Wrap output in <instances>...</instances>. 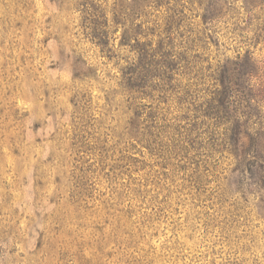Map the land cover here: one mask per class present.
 <instances>
[{"label":"rangeland","instance_id":"374dc122","mask_svg":"<svg viewBox=\"0 0 264 264\" xmlns=\"http://www.w3.org/2000/svg\"><path fill=\"white\" fill-rule=\"evenodd\" d=\"M144 10L0 0V264H264V177L244 171L197 110L238 52L264 64L248 28L259 9L162 0ZM135 22L153 46L167 34L146 27L173 24V49L187 55L161 102L155 91L135 98L122 76L137 56L123 44ZM235 24L240 36L225 28ZM139 101L161 114L137 115Z\"/></svg>","mask_w":264,"mask_h":264},{"label":"trees","instance_id":"16d2710c","mask_svg":"<svg viewBox=\"0 0 264 264\" xmlns=\"http://www.w3.org/2000/svg\"><path fill=\"white\" fill-rule=\"evenodd\" d=\"M132 1L136 7L135 16H146L144 9L148 5L156 7L162 0ZM241 2L242 8L251 15L259 9V18L255 17V23H249L248 28H253L250 29L253 32L251 39H254L255 43L262 42L264 47V0ZM134 25L133 29L136 30L138 23L135 22ZM164 25L165 28L159 23L146 27L151 36H155L154 32L160 31L159 29L167 34L156 35L158 44L155 46L152 45V38L142 39L139 37L142 34L137 30L133 37L123 41V44L130 46L137 53L135 59L121 69L127 88L134 93L135 98L152 97L151 93L155 91L162 93L159 102L164 97L168 99V91L175 87L172 82L177 81L174 75L187 60L186 53L173 49L175 46L172 29L176 26L167 23ZM208 26L209 34L218 33V27L211 23ZM225 28L237 36L243 32L237 24L232 28L226 25ZM93 42L99 47H104L108 41L104 38H94ZM235 59L231 61V67H220L219 86L197 99L200 102L197 110L205 121L210 122L208 125L215 131L212 133H217L222 141L229 144V151L244 167V171L254 167L260 170L259 177H264V64L259 63L250 49L244 54L238 52ZM139 102L136 107L141 110L137 115L146 114L155 119L161 114L162 108L148 110L141 101Z\"/></svg>","mask_w":264,"mask_h":264}]
</instances>
